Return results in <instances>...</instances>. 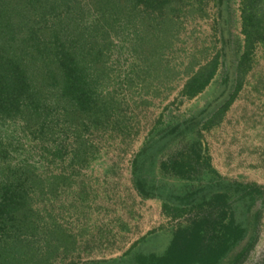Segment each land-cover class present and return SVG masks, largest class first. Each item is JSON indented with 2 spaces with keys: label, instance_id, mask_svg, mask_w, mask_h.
Segmentation results:
<instances>
[{
  "label": "trees",
  "instance_id": "16d2710c",
  "mask_svg": "<svg viewBox=\"0 0 264 264\" xmlns=\"http://www.w3.org/2000/svg\"><path fill=\"white\" fill-rule=\"evenodd\" d=\"M227 2L0 0V122L12 118L23 121L33 141L58 139L63 143L71 138V145L78 143L72 153L73 164L77 160L84 167L89 162L88 155L92 148L87 135L110 131L116 136L127 133L128 116L131 113L128 112L130 106L124 101L125 96L118 94L116 88L104 91L96 78L99 72L95 71L92 76L89 71L101 67L98 63L103 62L107 45L114 51L119 48L111 34L121 19L128 20L122 28V42L125 45L132 46L127 32L132 29L131 22L137 17L156 31L160 27L158 35L154 36L157 39L146 38L148 34L144 37L142 34L137 35L135 26L132 30L137 44L134 50L139 53L134 56L138 61L144 53H147V58L154 55L162 58L165 53L168 55L174 51L172 43L177 39H174L177 36L175 32L185 29L182 18L209 17L208 4L212 3L213 10L216 7L219 9L218 18L223 22L222 9L224 6L226 8ZM173 3L177 4L178 9H172L175 13L171 16L169 9ZM239 16L242 48L235 67V91L218 109L213 111L210 108L212 112L209 115L177 122L162 137L166 142L177 139L179 146L161 161L158 171L178 183L188 184L184 186L187 190L181 194L170 192L166 197L168 201L163 203V210L168 217L178 221L167 250L160 256L137 254L134 257L135 264H223L232 250L243 242L247 230L258 222L260 212L253 209L258 203H263V193L256 186L224 180L213 166L210 146L204 136L223 122L242 91L246 79L243 74L250 71L255 53L264 47V0H240ZM93 22L97 23V29ZM217 22L218 19L215 28ZM160 42L161 47L158 48L156 45ZM223 43L225 48L212 49L201 55L200 59L196 51L188 55L190 63L180 94L182 100H195L212 86L223 66L222 58L227 55L225 50L231 51L230 39L225 38ZM158 61L162 62V59ZM226 61L233 63L231 56ZM164 80L165 83L170 82V78ZM224 83L227 95L231 85L230 74H227ZM141 104L151 105L148 101ZM163 119L162 114L159 126L164 125ZM60 145L66 147L65 144ZM153 146H144L134 159L132 168L136 178L140 164H143L141 162L148 158H144L143 152ZM60 155L61 151L58 150L55 156ZM3 159L6 158H0ZM208 177L216 182L207 184L206 195H209L201 197V192H206L203 187ZM49 178L43 177L31 163L22 162L15 169L12 165L6 167L5 178L0 181V264H38V261H30L36 254L35 249L42 234L36 229L37 217L33 210L36 202L31 201L30 193L36 192L41 196L40 202L45 203L56 184ZM137 189L144 193L146 185L139 182ZM160 193L158 190L157 196ZM238 195H242V201L253 202L249 208L253 215L246 228L239 223L236 214L240 199L235 196ZM44 235L48 239H44L48 252L53 240L50 234ZM242 255L236 257L233 264L239 263Z\"/></svg>",
  "mask_w": 264,
  "mask_h": 264
},
{
  "label": "rangeland",
  "instance_id": "374dc122",
  "mask_svg": "<svg viewBox=\"0 0 264 264\" xmlns=\"http://www.w3.org/2000/svg\"><path fill=\"white\" fill-rule=\"evenodd\" d=\"M239 3L240 0H228L226 8L222 9L223 22L218 18L219 9L213 10L212 3L208 4L209 17L182 18L186 27L175 32L174 51L168 55L165 53L162 58L158 55L147 58V53H144L138 61L134 56L139 54L134 50L137 46L134 30L137 35L144 37L148 34L146 38L157 39L154 36L158 35L160 27L156 31L137 17L131 22L134 30L128 29L127 32L132 47L122 42V28L128 20L121 19L111 34L119 48L114 51L107 45L104 48L107 54L104 53L103 62L98 63L101 67L89 71L92 76L95 71L99 72L96 78L104 91L116 88L118 94L125 96L124 101L130 106L128 112L131 113L127 133L116 136L110 131L87 135L92 148L89 162L84 167L77 160L73 164L72 153L78 143L71 145V138L63 143L58 139L33 141L23 121L12 118L0 122V158H6L0 160V172H4L0 173V181L5 178L8 165L15 169L22 162H27L34 165L43 177L49 176L56 183L45 203L40 202L39 194L30 193L31 201L36 202L33 205L36 229L42 233L31 262L135 264L137 254L160 256L167 250L178 221L168 217L163 203L168 201L166 197L170 192H185L187 188L184 186L188 184L178 183L158 171L161 161L179 146L177 139L166 142L162 137L175 123L209 115L212 112L210 108L213 111L218 109L233 95L237 79L235 67L242 48ZM177 7L176 3L171 5V16L175 13L172 9ZM216 19L218 26L215 28ZM93 25L98 28L97 23L93 22ZM225 38L230 39L231 51L225 50L227 55L222 58L223 66L212 86L195 100H182L180 94L186 82L190 54L196 51L200 59L212 49H223ZM160 44L156 46L160 48ZM230 56L234 66L226 61ZM160 59L162 62L158 61ZM227 74L231 75V85L226 95L224 80ZM243 76L246 79L242 91L223 122L204 136L218 174L227 182L256 186L264 197V47L257 50L250 71ZM164 78H170V82L165 83ZM144 101L151 105L140 106ZM162 114L165 123L159 126ZM60 144L66 147L62 148ZM150 145L154 146L143 152L144 158H148L141 162L136 178L133 161L144 146ZM58 150L61 155L55 156ZM139 182L146 185V192L140 193L137 189ZM215 182L209 177L204 180L203 190L206 192L202 191L201 197L209 195H206V185ZM158 190L161 191L159 196ZM235 197L240 199L242 195ZM252 204L251 200L242 199L237 203L238 221L245 228L253 215L249 210ZM253 210L260 212L256 226L247 230L243 242L232 250L223 264H233L235 258L242 254L237 264H264V199ZM45 233L50 234L53 240L48 252L45 250L44 239L48 240Z\"/></svg>",
  "mask_w": 264,
  "mask_h": 264
}]
</instances>
